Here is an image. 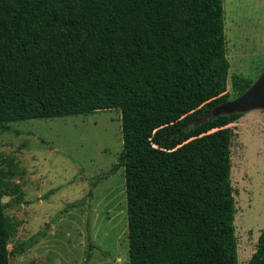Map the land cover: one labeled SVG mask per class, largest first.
Returning a JSON list of instances; mask_svg holds the SVG:
<instances>
[{"label": "trees", "instance_id": "obj_1", "mask_svg": "<svg viewBox=\"0 0 264 264\" xmlns=\"http://www.w3.org/2000/svg\"><path fill=\"white\" fill-rule=\"evenodd\" d=\"M229 68L223 0H0V131L121 113L109 175L125 171L128 264H239L230 126L243 114L205 120L230 101ZM231 85L239 97L253 82ZM2 162L0 264H10L38 242L9 249L20 224L3 198L17 164ZM97 249L88 225L84 264ZM248 264H264V230Z\"/></svg>", "mask_w": 264, "mask_h": 264}, {"label": "rangeland", "instance_id": "obj_2", "mask_svg": "<svg viewBox=\"0 0 264 264\" xmlns=\"http://www.w3.org/2000/svg\"><path fill=\"white\" fill-rule=\"evenodd\" d=\"M223 1L231 101L238 98L232 76L254 83L264 71V0ZM230 127L238 260L248 264L264 230V111L243 114ZM122 148L118 110L0 131L3 166L17 164L3 198L6 215L20 224L9 249L38 242L10 264H84L88 225L98 247L88 264L129 263L125 171L109 175ZM71 204L77 208L67 209Z\"/></svg>", "mask_w": 264, "mask_h": 264}, {"label": "water", "instance_id": "obj_3", "mask_svg": "<svg viewBox=\"0 0 264 264\" xmlns=\"http://www.w3.org/2000/svg\"><path fill=\"white\" fill-rule=\"evenodd\" d=\"M264 111V71L256 82L241 96L213 109L205 120L233 114H246L252 111Z\"/></svg>", "mask_w": 264, "mask_h": 264}]
</instances>
